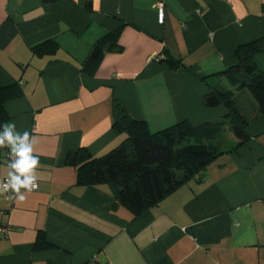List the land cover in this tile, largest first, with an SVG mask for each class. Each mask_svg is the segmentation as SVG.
Returning a JSON list of instances; mask_svg holds the SVG:
<instances>
[{
  "label": "crops",
  "instance_id": "0c3cea01",
  "mask_svg": "<svg viewBox=\"0 0 264 264\" xmlns=\"http://www.w3.org/2000/svg\"><path fill=\"white\" fill-rule=\"evenodd\" d=\"M263 34L264 0H0L2 122L27 131L39 158L36 190L20 191L23 200L0 191V264H264V116L246 89L229 86L249 140L233 149L228 131L198 177L137 217L108 184L77 183L65 162L125 139L112 127L114 101L151 132L220 119L223 106L202 105V78ZM45 41L46 52L33 50ZM167 57L183 66L170 69ZM8 172L1 154L0 185ZM40 234L50 247L34 248Z\"/></svg>",
  "mask_w": 264,
  "mask_h": 264
},
{
  "label": "trees",
  "instance_id": "16d2710c",
  "mask_svg": "<svg viewBox=\"0 0 264 264\" xmlns=\"http://www.w3.org/2000/svg\"><path fill=\"white\" fill-rule=\"evenodd\" d=\"M119 31L107 34L94 46L89 60L97 62L104 44L115 40ZM45 41L33 48L43 53L49 49ZM52 45V44H51ZM53 50V49H52ZM46 52V51H45ZM51 53V52H50ZM264 34L258 39L236 47L234 62L225 70L204 76L208 92L202 96L206 108L223 106L227 113L218 120L193 125L186 120L156 132H151L145 121L135 120L116 101L113 102V124L116 133L125 139L115 148L100 156H92L79 148L67 153L65 162L76 168L77 183L81 185L108 184L120 206L137 217L166 198L188 180L198 177L204 168L220 154L215 144L221 134L232 132L237 149L249 140L248 121L234 102L233 91L246 89L254 98L258 113L264 116ZM170 69L183 66L179 59L165 58ZM225 82L226 84H223ZM0 89V94H2ZM4 96H0V125ZM4 147L0 148V156ZM51 245L40 234L34 248Z\"/></svg>",
  "mask_w": 264,
  "mask_h": 264
},
{
  "label": "clouds",
  "instance_id": "9594fccd",
  "mask_svg": "<svg viewBox=\"0 0 264 264\" xmlns=\"http://www.w3.org/2000/svg\"><path fill=\"white\" fill-rule=\"evenodd\" d=\"M14 123L0 125V148L8 147L10 154L14 157L9 164L7 180L0 185V191L11 188L17 193V198L23 200L20 189L31 191L35 187L34 168L39 164L38 156L32 155V144L27 131L20 134L15 131Z\"/></svg>",
  "mask_w": 264,
  "mask_h": 264
},
{
  "label": "built area",
  "instance_id": "2783aa9c",
  "mask_svg": "<svg viewBox=\"0 0 264 264\" xmlns=\"http://www.w3.org/2000/svg\"><path fill=\"white\" fill-rule=\"evenodd\" d=\"M156 16H157V21H158L159 23H162V22H163V18H164V5H163L162 2H158V3L156 4ZM2 154H3V156H4L5 159H6V165H7L8 169H9V164H10L11 160H12L14 157L11 156L8 147H4V148H3V150H2ZM9 170H10V169H9ZM7 178H8L7 176H5V177L3 178V180H2V185H3V183L6 182ZM34 182H35V187L32 188L31 191H34V190H36V189L38 188V183H37L36 181H34ZM20 191H27V190H25L24 188H21ZM14 195H15V193H14V191H12L11 188H9L6 192L4 191V197H5L6 200H12V198L14 197ZM6 234H7V228H6V226L1 225V226H0V236H1V237H5Z\"/></svg>",
  "mask_w": 264,
  "mask_h": 264
},
{
  "label": "rangeland",
  "instance_id": "374dc122",
  "mask_svg": "<svg viewBox=\"0 0 264 264\" xmlns=\"http://www.w3.org/2000/svg\"><path fill=\"white\" fill-rule=\"evenodd\" d=\"M262 57H259L258 58V61H259V63H264V61L261 59ZM264 58V57H263ZM262 65H264V64H262ZM226 136H230V134H228V131H226L225 132V134H223V136L221 137V139H217V140H215V144H220L221 145V142H220V140H223L224 142L223 143H225V139H226ZM219 146V145H218ZM224 147H226L225 146V144L223 145Z\"/></svg>",
  "mask_w": 264,
  "mask_h": 264
}]
</instances>
